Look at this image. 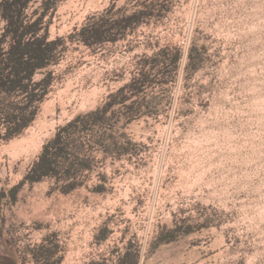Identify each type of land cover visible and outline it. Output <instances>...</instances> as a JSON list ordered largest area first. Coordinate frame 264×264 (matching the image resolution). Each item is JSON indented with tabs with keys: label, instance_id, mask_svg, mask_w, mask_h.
<instances>
[{
	"label": "rangeland",
	"instance_id": "obj_1",
	"mask_svg": "<svg viewBox=\"0 0 264 264\" xmlns=\"http://www.w3.org/2000/svg\"><path fill=\"white\" fill-rule=\"evenodd\" d=\"M111 6L109 18L147 15L95 52L66 40L35 121L0 141V260L86 264L133 241L142 264H264V0H64L50 38ZM192 44L206 53L186 71ZM156 54L151 83L132 97L143 114L117 125L128 152L104 161L96 153L71 194L44 181L24 184L12 202L9 190L56 128L101 106ZM100 175L106 190L96 194ZM102 228L110 234L99 242Z\"/></svg>",
	"mask_w": 264,
	"mask_h": 264
},
{
	"label": "trees",
	"instance_id": "obj_2",
	"mask_svg": "<svg viewBox=\"0 0 264 264\" xmlns=\"http://www.w3.org/2000/svg\"><path fill=\"white\" fill-rule=\"evenodd\" d=\"M64 0H0V141L8 142L20 136L35 121L42 103L53 84V71L65 51L66 40L75 39L86 49L98 51L105 44L123 41L128 32L139 26L145 15L143 10L120 18H109L112 6L98 18H90L79 30L67 37L50 38L49 28L58 5ZM36 5V7H34ZM34 7V8H33ZM33 8V9H32ZM32 9V10H31ZM205 48L192 44L186 54V71L196 70ZM152 58H144L137 76L108 94L104 103L85 114H79L62 126L42 146L37 160L23 179L9 190L11 201L24 184L44 181L52 183L63 195L85 186L97 164L109 157L120 158L128 152V145L120 142L118 123L122 127L140 117L141 107L135 106L132 97L142 93L151 83ZM183 54L177 51L167 65L174 70ZM37 76L41 78L37 79ZM150 113V112H147ZM91 192L102 194L106 190V176ZM4 192L0 198H4ZM110 232L102 228L97 241L107 240ZM140 246L128 241L124 248L113 249L108 257L101 256L86 264H142Z\"/></svg>",
	"mask_w": 264,
	"mask_h": 264
},
{
	"label": "flooded vegetation",
	"instance_id": "obj_3",
	"mask_svg": "<svg viewBox=\"0 0 264 264\" xmlns=\"http://www.w3.org/2000/svg\"><path fill=\"white\" fill-rule=\"evenodd\" d=\"M5 261H6V260H5L4 258H1V260H0V262H1L2 264H6Z\"/></svg>",
	"mask_w": 264,
	"mask_h": 264
}]
</instances>
